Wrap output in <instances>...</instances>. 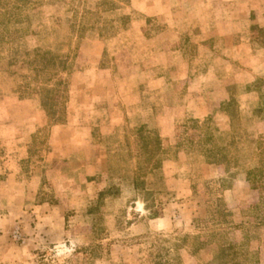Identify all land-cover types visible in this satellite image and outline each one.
Instances as JSON below:
<instances>
[{
	"label": "rangeland",
	"instance_id": "374dc122",
	"mask_svg": "<svg viewBox=\"0 0 264 264\" xmlns=\"http://www.w3.org/2000/svg\"><path fill=\"white\" fill-rule=\"evenodd\" d=\"M0 264H264V0H0Z\"/></svg>",
	"mask_w": 264,
	"mask_h": 264
},
{
	"label": "trees",
	"instance_id": "16d2710c",
	"mask_svg": "<svg viewBox=\"0 0 264 264\" xmlns=\"http://www.w3.org/2000/svg\"><path fill=\"white\" fill-rule=\"evenodd\" d=\"M139 132L143 133L142 129L139 130ZM150 135V134H149ZM149 140V143L146 144V147L148 148V151L146 152L145 160H147L149 163H154L155 167L153 169L158 168L159 161L157 159V153L160 151V138L155 135H150V137H146ZM214 141L213 135L210 133V136H208V141L212 143ZM213 151L210 150V154H212ZM141 175V174H140ZM139 176V174H138ZM142 182H139L138 177L135 181V187L137 189L140 188ZM143 184V183H142Z\"/></svg>",
	"mask_w": 264,
	"mask_h": 264
},
{
	"label": "crops",
	"instance_id": "0c3cea01",
	"mask_svg": "<svg viewBox=\"0 0 264 264\" xmlns=\"http://www.w3.org/2000/svg\"><path fill=\"white\" fill-rule=\"evenodd\" d=\"M236 13H238V14H239V13H241V11H240V9H239V8H238V9L236 8ZM238 18H240V16H238ZM237 37H239V38H240L241 36L237 35Z\"/></svg>",
	"mask_w": 264,
	"mask_h": 264
}]
</instances>
